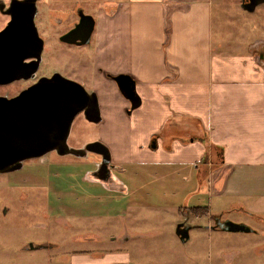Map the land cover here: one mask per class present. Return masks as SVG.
Listing matches in <instances>:
<instances>
[{
	"label": "crops",
	"instance_id": "0c3cea01",
	"mask_svg": "<svg viewBox=\"0 0 264 264\" xmlns=\"http://www.w3.org/2000/svg\"><path fill=\"white\" fill-rule=\"evenodd\" d=\"M119 8L117 19L109 14L105 17L104 10L97 19L93 55L98 78L93 73L90 82L96 90L101 121L85 119L95 133L83 141L104 143L121 176L137 166L151 168L156 178L163 169L170 174L188 172L182 180L193 181L197 192L203 189L211 197L203 205L214 214L211 227L228 234L223 238L230 241L236 237L254 241L257 232L249 230L245 222L218 214L225 204L243 208L230 201L231 197H246L245 208L250 209L264 200V59L260 65L256 55L238 54L236 45L225 40L213 48L212 0H127ZM230 46L233 48L228 49ZM117 75L134 81L141 99L137 108L131 110L119 91L114 80ZM170 141L172 147L167 148ZM226 170L221 187L218 175ZM221 201L226 203L221 206ZM142 206L155 211L162 207ZM132 218L134 226L123 227L122 239L107 238L101 255L89 248L71 251L70 264H137L142 257L137 251L141 235L132 230L141 221ZM224 225L246 229L225 230ZM184 226L189 227V239L191 226ZM174 235L179 237L176 231ZM218 241L210 248L217 260L231 253L233 261L241 254L231 242L224 249ZM259 252L262 257L264 248Z\"/></svg>",
	"mask_w": 264,
	"mask_h": 264
},
{
	"label": "rangeland",
	"instance_id": "374dc122",
	"mask_svg": "<svg viewBox=\"0 0 264 264\" xmlns=\"http://www.w3.org/2000/svg\"><path fill=\"white\" fill-rule=\"evenodd\" d=\"M125 1L39 2L40 16L36 22L41 38H46L39 73L50 74L60 68H72L77 70L75 77L84 81L85 86L93 87L90 82L92 74L94 79L98 78L96 57L93 55L95 36L92 35L88 45L68 50L56 39L63 28L45 20L46 9L76 4L84 6L94 18L98 19L104 10L105 17L109 14L117 19L119 10L121 12L118 6ZM240 4L241 0H212V46L216 48L221 40L229 41L236 45V53L262 54L263 60L264 3L251 12L243 10ZM6 19L7 16L0 13V30L5 26ZM70 52L74 53L72 57ZM30 82L0 86V95L10 97ZM86 125L82 114L75 117L67 139L70 147L82 148L88 143L83 140H88L95 130L93 132L92 126L87 125L86 128ZM171 144L172 141L167 143V148L172 147ZM100 163L101 156L96 153L88 152L85 157H76L51 151L40 158L25 160L19 170L0 173V264H70L71 251H83L85 248H89L88 251L93 249L92 253L99 256L111 235L122 239L123 227L134 226L132 217L141 221V225L132 230L141 235L137 251L142 257L136 260L137 264L178 263L181 259L185 264H264V255L261 257L259 252L264 248V200L253 204L251 209L245 208L248 206L246 197L230 198L243 208L232 203L227 208L226 201L220 202L221 206L225 204L218 214L221 218L245 222L249 230L257 232L253 234L257 238L249 243L247 239L250 238L239 240L236 237L230 241V238H223L228 234L211 227L214 225V214L209 212L208 206H204L206 209L196 207L203 206L211 197L203 193V189L197 192L193 181L186 183L182 180L183 174L190 175L188 172L170 174L168 169H163L158 173L161 176L156 178L151 168L137 166L129 168L130 171L121 176L111 157L113 179L107 184L92 173ZM227 175V170L218 175L222 180L221 187ZM255 177L252 175L251 178ZM143 204H161L162 207L155 211ZM105 215L111 217L105 218ZM183 222L189 224L192 231L190 238L182 242L174 233ZM118 234H121L120 237H117ZM90 239L93 242L86 241ZM215 241L224 249H227L224 244L230 246L232 243L241 254L230 261L232 254L226 253L219 261L210 252ZM30 244L35 247L33 250H28ZM114 245L116 250L117 243ZM231 248L234 250V247Z\"/></svg>",
	"mask_w": 264,
	"mask_h": 264
},
{
	"label": "water",
	"instance_id": "95a60500",
	"mask_svg": "<svg viewBox=\"0 0 264 264\" xmlns=\"http://www.w3.org/2000/svg\"><path fill=\"white\" fill-rule=\"evenodd\" d=\"M262 3L264 0H241L240 7L251 12ZM36 9V0H10L7 7L0 0V13L10 18L0 30V85L33 78L38 69L43 39L38 35L34 21ZM86 17L89 21L85 29L78 26L61 40L75 42L74 34L83 29L85 38L78 44L89 43L94 19L89 15ZM25 58H31V61L24 63ZM256 60L261 63L262 54L256 55ZM114 80L130 102V109L137 108L141 99L134 81L127 75H117ZM79 113L89 122L101 121L96 93L86 91L82 84L58 72L40 77L15 96L0 95V173L19 170L25 160L39 158L51 151L76 157H85L90 152L101 156V163L92 171L93 175L108 184L113 179V165L110 150L104 143L90 141L82 148L68 145L72 123ZM188 228L184 223L177 226L176 233L181 241L188 238ZM222 228L244 230V227L234 225ZM29 248L34 247L30 244Z\"/></svg>",
	"mask_w": 264,
	"mask_h": 264
},
{
	"label": "flooded vegetation",
	"instance_id": "af4514ba",
	"mask_svg": "<svg viewBox=\"0 0 264 264\" xmlns=\"http://www.w3.org/2000/svg\"><path fill=\"white\" fill-rule=\"evenodd\" d=\"M41 1H43V0H36V7H37V9H36V13H35V16H34L35 25L37 27L38 35L40 37L42 36V34L40 35V32L38 30V26H37L36 19H38V17L40 16V10H39L37 4L39 2H41ZM3 2L5 4V7H7L9 5V3H10V0L3 1ZM86 15L92 16L91 14H89L86 11V9H85L84 6L74 4L71 7L47 8L46 9L45 20L48 21L49 23H52V24H54L56 26H61L63 28L62 32L61 33H58L56 39H57V41L61 45H64L65 47H67L68 50L73 51L72 49H74L76 47H81L83 45H88L91 42L92 35H94V33H95L96 24H97V18H94L92 16L93 19H94V29H93V31L91 33V36H90V42L87 43V44H78V42L82 38H85L83 29H85L86 24L89 21V18L86 17ZM6 16H7V19H6L5 22L7 23L10 20V18H9L8 15H6ZM6 23H5V25H6ZM78 26H81L83 29L78 30L74 34V40H75V42H66V41L61 40L66 34H68L69 32H71L72 29H74V28H76ZM42 39H43V49H42V52H41V60H40L39 65H38V69L36 70V72L34 74V77L33 78H29V80L19 79V80H15V81H13V82H11L9 84H6V85H12L14 83L31 81L30 83H27L26 85L22 86L19 90L15 91V94L12 95V96H15L16 94H18L22 89H24L28 85L34 83L40 77H43V76L48 77V76H51L55 72H58L62 76L66 77V78H69V79H72V80H74V81L82 84L83 87L88 92H92V91H95L96 92V90L93 87L85 86V82L84 81H82V80L78 79L77 77H75V75H77L76 74V71L77 70H73L72 68H64V69H61L60 68V69L54 70L50 74L39 73V69H40V66L42 64V59H43V53H44V49H45V44H46V38L42 37ZM69 54H70L71 57L74 55L73 52H70ZM30 61H31V58H25L23 60L24 63H28ZM99 69L101 70L100 72L104 74V69L103 68H99ZM71 73L74 74V76L70 75ZM0 86H5V85H0ZM12 96H10V97H12ZM80 114L81 113H79L78 115H80Z\"/></svg>",
	"mask_w": 264,
	"mask_h": 264
},
{
	"label": "trees",
	"instance_id": "16d2710c",
	"mask_svg": "<svg viewBox=\"0 0 264 264\" xmlns=\"http://www.w3.org/2000/svg\"><path fill=\"white\" fill-rule=\"evenodd\" d=\"M197 208H204V209H206L204 206H196ZM195 207H193V209H194ZM206 212H207V210H206Z\"/></svg>",
	"mask_w": 264,
	"mask_h": 264
}]
</instances>
